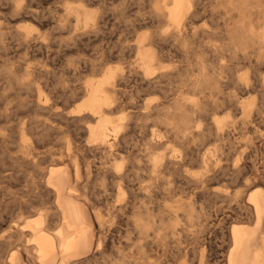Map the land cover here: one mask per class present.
Returning <instances> with one entry per match:
<instances>
[{
  "label": "bare ground",
  "instance_id": "1",
  "mask_svg": "<svg viewBox=\"0 0 264 264\" xmlns=\"http://www.w3.org/2000/svg\"><path fill=\"white\" fill-rule=\"evenodd\" d=\"M210 1L149 0V16L162 22L164 27L156 29L151 36H137L124 51L120 49L115 58L126 61V67L108 69L104 63L108 58L106 52L95 56L92 63L88 60V68L94 75L86 77L82 85L79 83L69 93V99L73 102L79 99V102L68 115L62 109L68 105L61 104L63 107L59 108L58 104L47 103L43 89L47 82L44 86H41L43 81L36 82L35 79L41 78L38 73L25 74L19 90L29 94L25 93V97L33 98L29 102L35 108L33 113L49 110V114L53 112L51 116L64 121V127L73 129L68 131L56 126L57 118L53 122L49 118V124L34 120L33 123L30 117L31 123L51 133L42 132L45 134L42 136L40 132V136L35 131L37 128L32 129L33 124L30 128L29 120L20 123L18 132H11L12 128L11 134L5 130L0 132V143L5 146L0 151V193L14 205L12 212L17 215L16 220L13 216L14 222L13 214L9 217L6 230L0 236V264H264V156L261 154L264 141L254 145L258 137L252 138L253 143L248 140L250 145L246 143L244 148L247 151L253 148L250 153L234 152L236 158L229 163L235 130L247 131L264 125V77L253 78L251 82L245 75L234 77V73L227 71L230 74L226 73L225 78L220 73L222 66L215 67L195 57L196 75L192 78V73H185L186 79L182 81L178 76L181 86L176 88L179 97L171 106V123L167 110H159L150 101H133L126 88L123 89L125 86L122 87L124 74L121 72L124 71L137 74L148 86L156 85L169 74L161 66L170 56L165 43L171 44V58L179 52L189 61L191 46L197 40H209L212 44L208 48L218 56L219 52H227L232 61L249 60L252 64L254 58V67L264 66V0H225L227 10L219 13L222 23L212 26L215 34L210 28L194 26L201 7ZM88 9V2L81 1L72 12V20L63 18L68 26L74 22L73 39L81 40L99 30L95 13ZM209 16L215 18L213 13ZM129 27L134 33L141 28L131 23ZM217 35L219 39L214 38ZM173 49H178L173 51L174 55ZM223 84L234 87L231 91L226 88L230 93L225 95ZM183 88L192 93L187 103L181 96L186 91ZM250 95V100H243ZM219 110H226V117H217ZM176 145L189 146V151L181 154ZM212 145L215 146L209 149ZM226 182H231V186L233 183V192L215 189L214 185ZM181 194L188 196L185 202L179 198L173 200ZM208 196L220 199L219 203L228 201L233 204L229 207L230 213L242 210L246 217L225 218V229L215 234L221 238V244L215 246L211 262H205L202 254L193 262L191 244L197 243L205 229V214L195 206L199 203L196 199Z\"/></svg>",
  "mask_w": 264,
  "mask_h": 264
},
{
  "label": "rangeland",
  "instance_id": "2",
  "mask_svg": "<svg viewBox=\"0 0 264 264\" xmlns=\"http://www.w3.org/2000/svg\"><path fill=\"white\" fill-rule=\"evenodd\" d=\"M3 1L6 2L8 4V6ZM81 1L86 2V4L88 2V6L90 8L88 10L95 13L96 19L99 22L98 26H100V27H98L99 30L96 33H93L94 35L90 34V36H84L83 39L81 38V40H80V38H74L73 39L74 34L76 33L75 32L76 28H74V22L73 21L70 22V24L68 26V25L64 24V22L62 20H63V18H67L69 20H72L73 19L72 12L75 8H77L79 6ZM89 1H90V3H89ZM0 2H1L0 3V35H1V37H0V116H1L0 121H2L0 124V132L6 131L5 133H7V134H11L10 133L11 128H12L11 132H18V128L20 126V123L22 121L28 122V120H29L28 123H29L30 128H31V124H33L34 121L46 122V123L50 124L51 122H53V119L57 118L54 120V121L57 120V122H54L56 126H58L59 128L68 130V131H69V129H70V131L73 129V127L71 129V127L68 125H65V127H64V125H63L64 121H60V119L54 115L51 116L50 114H52L53 112L52 113L50 112V114H49V112H48L49 110L47 111V113H46V111H43V113L40 111L39 114H37V112H39V111H36L33 113L34 107L30 106L31 104L29 103L33 98L25 97L27 93L25 91L19 90L22 87L21 83H22L23 78L25 77L26 73H33V74L38 73L36 75H40L41 78H40V80L35 79V81L36 82L43 81V82H41V86H44V84L47 82L45 87L44 88L42 87L43 89L46 90V91L43 90V92L45 91L44 96L45 97L47 96L46 97L47 103L49 105H51L53 103H55L56 105L58 104L57 107H59V108H62L64 106V104L68 105V106H64L62 108L63 113L68 115V114H70V111L74 109V106L76 105V103L79 102V99L77 101H74V102L71 99H69V93L72 91V89L74 87L82 85V83L84 82L85 79L91 78L94 75L88 68L89 67V61H90V63L94 62L95 59L99 55L106 52L105 54L108 58H105L104 63L108 69L114 70L119 66L126 67V65H127L126 61H118L115 58L117 53L119 54L121 52V50L124 51V47L127 44H131L133 42V39H135L137 36H140L143 34H147V36H151L156 29L164 27V24L162 22L152 20V18L149 16V14L151 12V9H149L150 8L149 0H88V1L87 0H23V1L22 0L21 1L20 0H15V1L13 0V2L11 0H0ZM14 2L16 3L15 5H14ZM73 4H75V5H73ZM16 6L21 10H19ZM91 8H93V9H91ZM201 8H202V12L194 20V26L198 29L210 28L211 33L215 34V31H214V29H212V26H214L216 23L217 24L222 23V21H221L222 16H220L219 13H223L227 10V6L225 5V0H211L210 3H206ZM56 9H57V11H56ZM3 10H4V12H3ZM96 11H97V13H96ZM15 13L17 16L20 15V17L15 16ZM57 13H59V14H57ZM210 13L215 14L214 19L209 16ZM1 15L3 18L1 17ZM10 16H12L13 18ZM99 16H100V20H99ZM40 17H41V19H40ZM3 20H4V22H3ZM50 20L51 21L53 20L52 21L53 23L50 22ZM102 20H103V22H101ZM35 21H37V22H35ZM130 23L135 24L137 28H138V26H141V28H138L137 33H134V30L129 27ZM104 24L106 26H103ZM127 24H128V26H127ZM56 25H58L59 27ZM53 27H54V29H53ZM55 27L57 28V30H55L56 29ZM104 27H106V28L104 29ZM65 29H66V31H65ZM52 30H53V32H52ZM60 31H62V32L60 33ZM99 31H101V32H99ZM18 32H19V34L20 33L21 34L17 35ZM258 32H260V30ZM8 34L10 36H8ZM28 34H30V35H28ZM98 34L100 36H98ZM48 35H49V38H48ZM21 36H22V38H21ZM43 36H44V38H43ZM32 37H34V38L32 39ZM50 38H52L51 41H50ZM54 38H55V41H53ZM214 38L219 39L220 37L217 35ZM262 38L264 39V36ZM130 39H132V41ZM87 40L89 43H87ZM128 40H130V42ZM196 42H195L196 45L193 44L195 46L196 50L193 49L194 48L193 45L191 46L190 50H192V51H190V54H189V57H190L189 61L186 60L187 58L182 57V54L180 56L178 49H177V51L174 49L172 50V55H174L173 51L178 52V53L175 54L176 56L174 55V57L171 58V48H170L171 44L165 43V46H167V48L166 47L165 48H166V50L170 51V52L168 51L170 56L168 58L164 59L161 66L163 65L162 67L169 74L166 77L159 80V82L156 83L157 86L154 85L155 86L154 87V86L145 85V83L141 80L140 76H138L137 74L133 75V73H131L129 75L128 72H126V74H125V71H124V72H121L124 74L123 79H122V82H123L122 87L123 86H125V87H123V89L126 88L125 89L126 93L132 97L133 101L134 100H141V99H142L141 101H143V102L144 101H150L153 104L158 105V109L160 108L159 110H163V111L167 110L169 112V118L168 119H169V122L171 123V106L174 104V99L179 97V93L177 92L176 88L181 86L180 80H178V79H179V77H181L180 78L181 81L184 78L186 79V77H183L185 73L188 75H190L192 73V75H191L192 78L196 75L195 66H194L195 65V62H194L195 57H199L203 61L206 60L205 62L208 64H210L209 62H211V63H213V65L215 67L222 66V68H220V73H221V76L225 77V78H226L225 75L228 72L234 73V77L245 75L247 77V79L251 82L254 81V79L256 80L257 78L264 77V66L254 67V60H255L254 58H252V60H251L253 62V63L251 62L252 64H249V60L247 61V60L239 59V60L232 61V59H230L229 53L224 52V54H223V52H219V56H218V53L216 54L212 50H210L208 48V46L212 43H210L209 40H203V41L197 40ZM82 43L84 45H86V44L87 45L83 46ZM36 46H37V48H36ZM39 46H40V48H39ZM41 47H42V49H41ZM202 47H204V48H202ZM208 49L210 52L208 51ZM39 52L43 56L41 54H39ZM32 55L35 57L33 58ZM95 56H96V58H94ZM205 57L207 59H205ZM103 58H104V55H103ZM110 58H112V59L110 60ZM169 58H171V60ZM186 61H188L189 63L184 64V63H186ZM190 62H191V64H190ZM217 63L220 65H218ZM10 67H12V68L10 69ZM4 69H6V70H4ZM85 70L87 72H85ZM18 71H20L22 74ZM75 73H76V75H75ZM230 73H228V74H230ZM19 75H20V77H19ZM67 75H69V76H67ZM46 76H48V77L50 76V77L46 78ZM133 76H135V77H133ZM125 77H127V78L125 79ZM33 78H34V75H33ZM128 78H129V80H128ZM169 78H170V81H168ZM48 79H49V81L50 80L51 81L48 82ZM164 79H166V80H164ZM12 80L14 81L15 85L11 84V83H13ZM132 80H133V82H131ZM54 81L55 82L58 81V83L57 82L55 83ZM64 81H66V82L68 81V82L66 83ZM73 81H75V82H73ZM9 82H10V84H9ZM40 82H38V83H40ZM125 82H126V84H129V85H126ZM51 83H53V84H51ZM79 83H80V85H79ZM123 84H125V85H123ZM47 85H48V89H47ZM50 85H52V86H50ZM162 86L164 87V89ZM223 86L225 88V91H224L225 95H226V93H230V91L234 87V85H232V84H228L227 85L228 87L225 84H223ZM51 87L54 89H52ZM136 87H137V90H136ZM65 88H66V90H65ZM226 88L229 89L230 91L226 90ZM57 89L58 90L60 89V90L58 91ZM154 89H156V90L160 89V90L156 91ZM183 89H185L186 91H183L181 96L184 99L183 102L187 103V101L190 99L192 93L190 91H188V89H186V88H183ZM51 90H52V94H50ZM54 90H56V91H54ZM147 90H150V92L147 93ZM174 90H175V92H174ZM47 92H50V93L46 94ZM54 92H55V94H54ZM188 92H190V93H188ZM58 93H60V94H58ZM56 94L58 95V98H56L57 97ZM127 94H126V96L130 97ZM17 95L18 96L20 95V97L24 96L25 98H20ZM50 95H52L53 97L56 96L55 97L56 100H55V98L54 99L51 98L52 96H50ZM59 95H61L63 97V99ZM27 96H29V94H27ZM67 96H68V101H66ZM48 97H50V98H48ZM244 97L245 98L243 100H246V99L250 100L252 95H250L249 97L248 96H244ZM60 98H61V100H59ZM62 100H65V101H63L64 103L62 102ZM49 101H50V103H49ZM262 101H263L262 106H263V111H264V99ZM26 102H27L28 106L26 105ZM10 104L11 105L13 104V105L11 106ZM61 104H63V106ZM8 105H9V107H8ZM22 105H24L25 111L27 108L26 112L23 110V108H21V107H23ZM10 106L12 107V109ZM69 106H70V108H69ZM64 109L66 111H64ZM52 110H53V108H52ZM34 111H35V108H34ZM44 112H45V114H44ZM35 113H36V116H38V115H41V116H38L39 117L38 118L35 116ZM44 115H46V116L50 115V116L44 117ZM226 115H227L226 110H219L217 112V117H219V118H224V117H226ZM2 116H4V117H2ZM27 117H29V118L27 119ZM30 117H32V119ZM49 118L52 120H50ZM4 119H5V122L3 121ZM6 119L11 124L9 122L6 123L7 122ZM30 119L33 123L30 122ZM48 120H50L51 122ZM228 121H231V119H229ZM6 125H10L11 127L6 126ZM61 125H63V127H61ZM33 126L35 128H37V129H35V131H38V134L41 132L40 134L42 136L45 134L47 135V133H49V134L51 133V131H49V130L43 131L42 130L43 128H41L42 127L41 125L38 126V124H33L32 129H34ZM14 127H15V129H14ZM248 130L247 131L246 130H240L241 134L239 132V129H238V131L235 130V132H234L235 141H233V143H232L233 146L230 145V147L232 148L231 151L233 150L232 151L233 154L229 155L230 156L229 157V163H232L234 161V159L236 158V155L234 152H239V150L240 151L246 150L245 151L246 154L250 153V151L253 148L252 149L250 148L251 150L248 149V151H247V149L244 148L245 147L244 145L248 142V140H250V143L254 142V145L261 143V141H264V125H260L259 128L257 127V128L251 129L249 131ZM42 132H44V133L46 132V133L44 134ZM243 132L244 133L247 132L246 133L247 135L245 134L243 136ZM250 133H252V134L250 135ZM257 137H258V139H256L255 141L252 142V138L254 140ZM247 144L250 145L249 143H247ZM214 146L213 145L209 146V149H212V147H214ZM183 147L176 145L175 149L178 152H180L181 154L183 151H189V149H188L189 146H186V147L183 146ZM4 148H5L4 144L0 143V151L3 150ZM263 152H264V150L261 151L262 157L264 156ZM233 155H234V157H233ZM228 183H229V185H227ZM230 184H231V182H226V183H218V185L216 184L214 186H215V189L218 188L222 192H224L225 190L228 192H233V190H235V186L233 185V183H232L233 187ZM230 186L232 188H230ZM228 188H230L232 190H228ZM215 189L213 188V190H215ZM14 190H16V189H14ZM2 195L3 194L0 193V221L2 222V223L0 222V236L4 232L3 229L5 228L4 230H6L9 217L13 214L12 211L14 210V205L10 202H7L8 198H6V196H4V195L2 196ZM181 195L177 196L173 200H177L179 198V200H181L182 202H185L187 200L188 196L183 195V194H181ZM207 199H208V201H207ZM196 200H199L198 202L199 203L201 202V203L200 204L197 203L195 206H197V209L200 210L201 213L205 214V216H204L205 221L203 222L205 229H203L204 235H203V233L201 234L202 237L200 235V239L198 240L199 242L197 241V243L191 244V247H193L191 249H193V250H191L190 258H192L194 256L195 258L193 257L192 259L195 260L196 257H199V258H197L199 260L201 254H202L203 260L205 262L207 261L210 263L211 260L213 259L212 257H213L214 251H216L215 246H219L221 244L220 243L221 238L218 239V236H216L215 234L218 233V231H223L225 229L224 228L225 218L240 219V218L246 217V213L243 212L242 210H241V212L239 211L238 213H234V214L230 213L231 208H229V207H230L231 203H229L226 200H223V201L221 200V203H219L220 199L216 200L214 196L201 197V199L199 198ZM204 200H205V202H204ZM210 200H211V202H210ZM208 202H209V205H208ZM6 203H7V205H6ZM210 203L213 205V207ZM216 204H218V205H216ZM232 205H231V207H232ZM12 206H13V208H12ZM218 207H221V208H218ZM216 212H219V213H216ZM13 216L17 217V215H14V214L12 215V221L14 222ZM24 216L27 217L26 215H24ZM24 216H21V218H23ZM207 216H208V218H207ZM16 217H15V220H16ZM199 217H201V216L199 215ZM18 218H17V221L20 220V218H19V220H18ZM10 221H11V219H10ZM222 223H223V225H222ZM1 231H2V233H1ZM210 244H211V246H210ZM194 248H196V249H194ZM197 252L199 253L198 255H196ZM205 257L207 259H205ZM192 259H190V260H192ZM197 259L195 261L194 260H192V261L197 262L198 261Z\"/></svg>",
  "mask_w": 264,
  "mask_h": 264
}]
</instances>
